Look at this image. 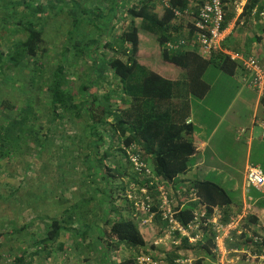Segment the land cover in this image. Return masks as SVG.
Segmentation results:
<instances>
[{"label": "trees", "instance_id": "obj_1", "mask_svg": "<svg viewBox=\"0 0 264 264\" xmlns=\"http://www.w3.org/2000/svg\"><path fill=\"white\" fill-rule=\"evenodd\" d=\"M163 1L167 2L168 8L163 6ZM260 1L251 0L247 4L244 9L247 16ZM8 2L2 9L9 14H5L6 18L0 20V24L14 40L5 51L0 50V87H14L22 93L17 97L24 96L25 100L20 104H11L9 100L12 101L14 96L0 100V159L9 165L25 154L34 153L36 147L40 159V177L43 174L46 179V190L44 193L41 191V195L52 201L57 196V201H61L74 188L71 186L74 181L70 179L69 168V160H72L69 156L72 158L73 155L77 161L83 160L79 162L84 169L81 176H86L84 180L89 182L86 190L93 195L86 192V197L82 198L85 200L83 205L79 201L68 204L58 218L42 215L47 232L34 245L50 249L42 250L47 259L53 250L63 251L64 245L58 242L61 231L75 222L76 218L86 223V226L102 231V236L97 238L104 239L105 252L113 254L123 248L130 255L121 264H135L138 255L149 254L155 249L152 244L146 247L138 225L128 216L117 213L115 219L112 217L117 210L130 212V205L124 196L127 184L134 182L147 187L148 182L137 179L120 146H134L142 162L152 170L159 183L165 186L173 184L176 178L190 171V158L196 151L193 144L194 129L187 122L190 115L189 98L203 99L209 93L210 87L202 79L209 67L214 66L223 74L233 76L239 66L221 53L203 58L194 51L169 53L164 50L167 41L184 37V32L175 21L173 10L183 12L196 5L195 0H136L123 10V14L131 20L130 25L109 44L106 39L114 26L119 24L122 0L89 1L107 5L105 16L98 11V7L93 11L88 9L86 0H44L45 6L40 0ZM61 2L70 5L64 6ZM158 7L159 14L156 12ZM15 11L19 13L17 19ZM63 15L70 21L69 32L61 47L60 59L50 65L49 61H45L47 51L43 46L44 28L50 17ZM103 18L107 21L105 25H101L99 20ZM230 19L229 15L225 17L224 12L223 29ZM135 20L139 21L138 27L134 25ZM76 35L81 38L78 40ZM96 38L99 41L102 39L101 42H95ZM149 43L156 46L160 59L173 67L171 70L159 74L150 69L149 57L141 50L148 47ZM104 49L110 52V58L98 57L97 53ZM83 64L87 66L83 73L84 80L76 87L72 86L67 68L73 70L74 76L73 68H80ZM22 66L30 71L27 80L23 82V88H20V82L9 75L12 68ZM107 74L116 80L114 88L117 96L115 92L114 96L93 94V86ZM181 76L183 81L179 80ZM42 93L46 96L43 99L47 100L44 114L36 111V97ZM116 99L123 106L116 105ZM259 104L264 119V94ZM65 125H70L71 130L65 128ZM106 127L111 133L110 143L115 147V150L112 149L117 157L112 164H107L103 156H100L104 136L99 128ZM70 131L75 135L71 136ZM58 143L63 144L62 156L58 154ZM68 144L73 145L66 148ZM81 144L86 154L80 158ZM74 146L79 148L71 151ZM62 157L67 159L63 160L65 163L58 161ZM49 164H52L54 170L48 176L46 172ZM22 165L24 169L21 175L25 177L30 165L27 161ZM58 169L61 173L57 175ZM8 177H12V174ZM54 179L57 180L54 182ZM189 188L194 191L197 201L187 203L183 209L174 207L175 218L182 226L192 221L193 214L200 206L205 208L206 216H210L214 208L221 209L232 204L225 190L210 181L193 182ZM19 190H12L9 199L15 202ZM97 195H102L105 202L100 214L96 211ZM122 201H125V205L120 204ZM222 217L224 219L221 223H226L230 213L224 211ZM248 223L255 225V219L250 217ZM28 227L15 228V225H11L10 236H17ZM253 233L258 235L255 230ZM82 235L88 236V231ZM212 247L213 235L207 230L204 241L194 245H188L187 240L182 239L166 260L173 264L172 261L183 254L185 257H200L195 264H201L202 259H206L208 264H214ZM241 247L249 249L256 256L264 254V241L259 244H253L252 240L243 243L237 241L227 245L230 249ZM24 256L22 254L15 258L13 264H25Z\"/></svg>", "mask_w": 264, "mask_h": 264}, {"label": "rangeland", "instance_id": "obj_2", "mask_svg": "<svg viewBox=\"0 0 264 264\" xmlns=\"http://www.w3.org/2000/svg\"><path fill=\"white\" fill-rule=\"evenodd\" d=\"M9 0H0V20L6 18L5 14H9V12H5L2 8L6 4H8ZM42 5H46L44 0H40ZM91 0H86L88 4L86 7L88 9H92V11L97 7L98 11L100 13L102 12L105 16V8L107 5H100L96 3H89ZM136 0H122V7L119 12V24L112 30L109 37L106 39L107 43H111L114 38L119 36L120 32L127 28L131 20L123 14V10L126 6H129L130 4L134 3ZM64 6H69V3L61 2ZM10 9V7H9ZM88 10L87 12L89 13ZM108 11V10H107ZM156 12L159 14L160 9L156 10ZM11 13V12H10ZM94 15V13H92ZM15 18L19 16V13L15 11L14 13ZM101 22V25H105L107 21L105 18L99 19ZM184 22H180L178 24L180 28L183 26ZM69 25L70 21L69 19L63 15L59 17H50L48 19V22L44 28V47L46 48V60L49 61L50 65L56 64V62L60 59V51L61 47L66 40L67 32H69ZM135 27L139 26V21H134ZM12 27H14V24H11ZM6 28L0 24V50L3 52L6 50L7 47L11 45V42L14 40V37L7 34ZM74 33H78L77 31H74ZM16 38H21L20 36H16ZM76 38L79 40L81 37L79 35H76ZM102 39L96 38L97 43L101 42ZM148 47L144 48V50L141 48L142 51H145L146 55L149 57V66L152 71L158 72L159 74L166 73L167 71L171 70L173 67L164 64L162 60L160 59L159 51L157 50L156 46H154L152 43H149L147 45ZM99 58H110V52L108 50H103L97 53ZM54 63V64H53ZM86 63V62H85ZM83 64L80 68L75 66L73 69H75L74 76H73V70L70 68H67V76L69 77V80L73 83L72 86H77L84 80L83 73L86 72L87 66H84ZM88 65V64H87ZM210 71L207 72V74L204 77V80L206 83L210 86L209 90V96L208 99L203 103V105H196L194 107L195 113L198 117H201L205 115V118L210 120L212 116H214V113L222 112L226 109L228 104H230V99L232 95L235 93L236 86L238 84L232 83L230 80V77L223 75L220 73V71L215 68L214 66H211L209 69ZM30 69L27 67H20V68H12L10 75L11 78L17 79L20 84L18 86L20 88H23V82H25L29 76ZM217 74V75H216ZM219 74V75H218ZM241 73L238 72L237 78H240ZM179 80L183 81V76L179 77ZM115 78H113L110 75L104 76L100 82H98L95 87L93 86L91 92L93 94H96L98 96L105 95V94H111V96H114L115 90ZM181 86V84H180ZM22 94L19 90H16L10 87H0V100L6 99V96H14L11 104H20L23 100H25L24 96L17 95ZM117 96V93H116ZM36 111L42 112L43 114L46 111L47 106V100L43 99L46 98L45 94H38V97H36ZM43 99V100H42ZM119 100H115V104L119 106H123L121 102H118ZM206 109L211 110V113L206 114ZM234 114H236L235 121H236V128L237 129H243L245 131L244 134L240 135L238 134L236 130L233 131V134L235 136L234 142L231 140L227 143V151H233L234 153V159L229 163L231 170L228 171L229 174H232L235 176L234 178L237 179L239 177L237 171H242L241 165L243 163L244 159V153H245V147H244V141H242V145L239 142L241 138H246L248 135V130L250 126L248 125L249 119L251 118L253 112H254V106L252 103H241L240 101L236 102L231 109ZM232 113V112H231ZM229 114V116L231 115ZM220 114V113H219ZM257 115V122L260 121L262 118V108L259 106L258 111L255 113ZM229 116L227 119L225 118V121H230ZM226 123V122H225ZM65 128H68L71 130L70 125H65ZM67 129V130H68ZM263 132L260 130L256 131L257 136L255 138L258 139L260 135ZM71 136L75 135V133H71ZM75 139V138H74ZM70 144V143H69ZM66 148H70L69 145ZM235 144H238L241 147L234 146ZM58 154L62 156V148L63 144L58 143ZM67 145V143H65ZM82 148V151L79 152V157L81 158L83 154H86L85 148H83V144L80 146ZM74 146L71 151H74ZM79 148V146H78ZM76 148V149H78ZM115 150V147L113 148ZM112 150V153L114 155L115 152ZM37 149L34 148V153H29V155L25 154L21 156L17 161H13L9 165L3 162L0 159V261L1 264H13V259L20 257L22 254L25 256V264H36L39 262L40 264H86V261H83L85 258L87 259L88 264H121V263H115V261L111 260L113 254L107 253L101 250L100 246V240L97 237L102 236L101 230L97 229L95 227H88L86 226V223L83 224L82 222H79L78 219L75 218V222L69 226H65L64 229L61 231V237L68 235L70 239L66 240V243H68L67 246L74 247L73 253H70L66 249H64L61 252H58L61 254V257H57L56 250H53L49 258L47 259L45 257V253L42 251L46 249V251H50V249L45 248L43 246L35 247L34 243L38 241L39 239H43L47 232V225L46 221L43 219L42 215L46 214L49 218H58L60 214L66 209L68 204H72L76 201L82 202V205L85 203L82 198L86 197V192H88L89 195L91 193L86 190V188L89 186V182L85 181L84 178L86 177L83 175L81 176V173L83 169L82 165L79 164L83 160H76V157L72 158L69 156V159H72L70 162L69 168L71 169V180L74 181L72 183V191L66 194L65 200H58L57 196L55 197V201H52L45 196L42 197L41 191L44 193L46 190V179L45 175H41L40 177V159L39 156L36 154ZM264 152V144H260L257 142H254L251 149V163H254V161H259L262 159V153ZM56 154V153H55ZM54 154V156H55ZM78 158V159H80ZM44 159V158H43ZM63 160H66L64 157L59 158L58 161L61 163H65ZM27 161L29 163L30 167L28 169V173L25 174V177L21 175L24 165ZM55 161V160H53ZM21 162V163H20ZM56 163V162H53ZM261 170L264 172V161L260 162ZM52 165V164H51ZM50 164L48 165V171L46 174L49 176L50 171L54 170L52 169V166ZM55 166V164H54ZM61 171L58 169L57 175L60 174ZM12 174V177H8V175ZM56 174V173H55ZM83 178V180H81ZM181 178V177H180ZM49 179V178H48ZM57 179H54V182ZM50 182V180H49ZM168 188V186H167ZM19 190V192L15 195V202L14 200L9 199V195L11 194L12 190ZM45 189V190H44ZM101 189V188H100ZM169 190V188H168ZM170 191V190H169ZM58 192V191H57ZM234 194V199L237 198V194ZM96 195V194H95ZM93 196V195H91ZM98 204L96 206V211L100 214L99 211L105 207V202L103 201L104 198L102 195L95 196ZM43 199V200H42ZM82 199V200H80ZM120 204L125 205V201L120 202ZM102 208V209H101ZM100 209V210H98ZM103 211V210H102ZM129 213L124 211L123 216H128ZM44 220H41V218ZM11 225H15L16 227H25L29 225L27 229L24 230V232H20L17 236H10L11 233ZM86 230L88 231V236L82 235L83 232L85 233ZM22 244V245H21ZM9 245V246H8ZM24 245V246H23ZM45 248V249H44ZM22 252V253H21ZM123 253H127L123 258V262L128 259V256L130 255L127 251H122ZM120 253V252H119ZM5 256V258L2 255ZM65 255V257L63 256ZM52 256V259L50 257ZM70 256V258H69ZM75 256V260H74ZM69 259V260H68ZM115 259V258H114ZM7 260V261H6ZM243 260V258L241 259ZM122 262V263H123ZM240 262V261H238Z\"/></svg>", "mask_w": 264, "mask_h": 264}, {"label": "built area", "instance_id": "obj_3", "mask_svg": "<svg viewBox=\"0 0 264 264\" xmlns=\"http://www.w3.org/2000/svg\"><path fill=\"white\" fill-rule=\"evenodd\" d=\"M196 5L179 12L173 10V16L177 24L184 22L182 31L184 37L167 41L164 50L173 52H196L203 58H210L214 54L221 53L230 61L239 64L249 77L248 86L255 90L260 97L264 94V69L252 56L227 50L223 47L226 34L222 28L224 19L223 0H195ZM163 6L168 8L167 2ZM263 21H264V15ZM126 156L133 173L139 180H147L146 186H140L131 182L126 185L124 196L130 205L128 218L134 221L139 228L151 225L158 219L159 225L157 238L152 242L155 251L149 254H140L135 258V264H169L167 255L172 249L187 240L188 245H194L204 241L205 233L210 230L213 235V247L211 254L214 264H235L245 260L250 262L256 259L245 247L230 249L227 245L237 241L252 240L253 244H259L261 238L254 235V225L248 223L252 217V207L246 202L240 212L231 215L226 223H221L214 212L206 216L205 208L200 206L193 214V219L186 226H182L175 218L173 199L165 185L159 183L153 176L152 170L140 159L136 148L120 146ZM245 190L253 189L257 192L264 190V175L258 167L248 166L244 177ZM190 193L191 201H197L193 190ZM235 238L237 239L235 241ZM168 246L162 254L157 253L159 247ZM258 264H264V257L258 258ZM197 259L193 256H183L172 261L173 264H195Z\"/></svg>", "mask_w": 264, "mask_h": 264}, {"label": "crops", "instance_id": "obj_4", "mask_svg": "<svg viewBox=\"0 0 264 264\" xmlns=\"http://www.w3.org/2000/svg\"><path fill=\"white\" fill-rule=\"evenodd\" d=\"M250 1L251 0H224L223 7L225 17L229 15L231 19L228 21L224 29L226 39L223 47L227 50L254 57L258 64L264 69V21L262 17L264 15V0H261L252 10L251 14L247 16V14L244 12V9ZM238 66L239 67L234 75L228 76L230 77V81L232 83L238 85L236 86L235 93L230 99V104H228L224 111L219 112L220 114L214 113V116H212L210 120L206 119L205 115L201 117H198L196 115L194 107L196 105H203V103H205V101L208 99L209 93L203 99H195L192 97L189 98L190 115L187 122L190 123L194 129L193 144L196 151L195 154L190 158V171L187 174L180 176L181 178H176L173 184L168 185L170 191L168 190L167 186L166 188L173 199L174 207L179 206L183 209L187 205V203L192 202L190 195L192 189L189 188V185H191L193 182L210 181L214 184H217L223 190H225L232 202L229 207L213 209V212L216 214L219 221L222 222L224 219L222 217V212L227 211L231 216L237 213L241 209V207L246 202H248L252 207V217L255 219L254 230L260 236L261 242H263L264 190L262 192H257L253 189H249L248 191H246L244 187L246 168L248 166H255L261 170L260 162L264 161L263 152L261 160L251 163V149L253 143L257 142L260 144H264V119L262 116L260 121L257 122V115L255 114L260 106L259 101L261 97L255 90L248 86L249 77L242 70L239 64ZM210 68L211 67H209L203 75L202 79L205 83L206 81L204 80V77L207 72L210 71ZM238 72L241 73L239 79L237 78ZM220 73L222 72L220 71ZM238 101H240L241 103H252L254 106V112L249 119L250 121L248 122L250 128L247 129V137L241 138L239 140L241 145L243 144L242 141H244L245 153L243 163L241 165L242 171H237L239 177L235 179V176L228 173V171L231 170L229 163L233 161L234 153L233 151H227V143L231 140L233 142L235 141L233 131L237 129L235 121V118L237 117L231 109L232 106ZM205 111L206 114L211 113V110L209 109H206ZM230 113L231 115L229 116ZM228 116L230 121H225V118L227 119ZM99 129L102 131V135L104 136V143L100 149V156H103V159L107 164H112L114 158L116 159L117 157L112 153L111 150L112 148H114L110 143L111 133L109 132L107 127ZM257 130L263 132L260 137H258V139L255 138V136L258 135L256 134ZM236 132L240 135L245 133L243 129H237ZM234 146L241 147L238 144H235ZM261 172L264 175V172L262 170ZM233 193L237 194L236 199H234ZM117 213L123 216L124 211L122 212L121 210H117L112 219H115L117 217ZM159 225L161 224L156 219V221L151 225L142 228L138 227V231L141 234L146 247H149V245L152 244V242L158 237L157 230ZM67 239H70L68 235L60 237L58 242L64 245V249L69 247L65 251H68L70 254L73 253L74 247L70 248V246H67ZM100 246L101 250L104 251V239L100 240ZM168 249H170L168 246L159 247L158 249H156V252L162 254L165 250ZM122 251H124L123 248L115 251L113 253L114 257H112L111 260L115 261V263H122L124 259L123 257L127 255V253H123ZM56 255L57 257H61V254L58 252L56 253ZM2 256L5 258L4 255ZM63 256L65 257V255ZM261 256L264 257V254H262ZM261 256H256V259L250 262H245V260H242L240 262H236L235 264H258V258ZM193 257L197 260H200V257ZM50 259H52V256L50 257ZM1 260L2 259H0V261ZM14 260L15 259H13L12 261ZM36 264L40 263L37 262ZM86 264H88L87 259ZM201 264H208V261L206 259H202Z\"/></svg>", "mask_w": 264, "mask_h": 264}]
</instances>
